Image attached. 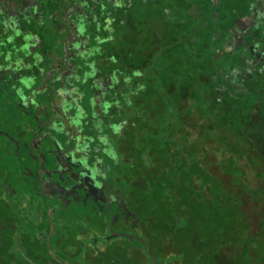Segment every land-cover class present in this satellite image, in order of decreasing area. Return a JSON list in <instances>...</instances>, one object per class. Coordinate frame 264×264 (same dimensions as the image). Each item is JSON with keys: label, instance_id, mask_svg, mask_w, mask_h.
Here are the masks:
<instances>
[{"label": "flooded vegetation", "instance_id": "flooded-vegetation-1", "mask_svg": "<svg viewBox=\"0 0 264 264\" xmlns=\"http://www.w3.org/2000/svg\"><path fill=\"white\" fill-rule=\"evenodd\" d=\"M1 192L16 264H264V0H0Z\"/></svg>", "mask_w": 264, "mask_h": 264}, {"label": "rangeland", "instance_id": "rangeland-1", "mask_svg": "<svg viewBox=\"0 0 264 264\" xmlns=\"http://www.w3.org/2000/svg\"><path fill=\"white\" fill-rule=\"evenodd\" d=\"M243 168L244 165L242 161H240ZM217 176L220 180H223L224 184L227 187L228 190H230V199L233 200L235 203L236 202H239L238 205H241L243 202L246 204V205H243L242 207V210L244 209L245 210V214L247 215L248 217V220H249V223L250 225L252 226V229L254 231V234H258V223L259 221L263 220V217H262V213L255 201V198L252 196V193L251 192H248V189L243 186V182H242V179H238L237 177H231L230 175H225V174H222L219 170L217 172ZM253 176V173L250 171L248 176H246L245 178V181L246 184L250 183V179L252 178ZM233 184L234 187H229V185ZM251 187V186H250ZM50 203H47L45 205V203H41V208L43 210H45L44 208L46 207H49Z\"/></svg>", "mask_w": 264, "mask_h": 264}, {"label": "trees", "instance_id": "trees-1", "mask_svg": "<svg viewBox=\"0 0 264 264\" xmlns=\"http://www.w3.org/2000/svg\"><path fill=\"white\" fill-rule=\"evenodd\" d=\"M231 151L233 152L231 158L228 160H224L222 162V167L224 168L225 171H229V172L233 173L234 176L237 177L238 179H242L245 176V171H244V168H243L240 160L237 158L238 156L239 157L242 156L241 155L242 151L240 149V146L236 145V144L232 145ZM238 153H239V155H238ZM259 174L260 173H258L257 175H259ZM207 179L209 181L210 180L214 181V184H217L219 186V195L224 194V193H222L223 191L221 190L220 181H215L214 177H208ZM252 193L254 194V196L256 198H259V197H260V199L262 198L257 189H255L254 191L252 190ZM237 207H238L237 205H234L233 209L235 212L237 211L238 216L241 217V214H240V212H238ZM240 221H241V219H240ZM239 242L241 243V247H243L244 249H246V248H248V249L249 248H258V246H259L258 236H255V237L249 236L248 238H243L242 236H240ZM250 258L253 260V261H251L253 264H259L258 257L251 255Z\"/></svg>", "mask_w": 264, "mask_h": 264}, {"label": "crops", "instance_id": "crops-1", "mask_svg": "<svg viewBox=\"0 0 264 264\" xmlns=\"http://www.w3.org/2000/svg\"><path fill=\"white\" fill-rule=\"evenodd\" d=\"M4 201V203H3ZM5 204V194L0 193V264H16V260L11 257V253L4 247V238L10 239L12 237V227L15 228L18 218L11 217L5 210L9 207L3 206Z\"/></svg>", "mask_w": 264, "mask_h": 264}]
</instances>
